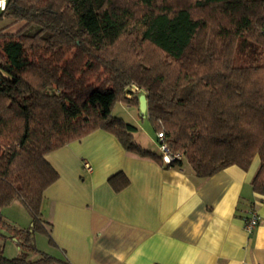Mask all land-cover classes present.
Listing matches in <instances>:
<instances>
[{
  "label": "trees",
  "instance_id": "obj_1",
  "mask_svg": "<svg viewBox=\"0 0 264 264\" xmlns=\"http://www.w3.org/2000/svg\"><path fill=\"white\" fill-rule=\"evenodd\" d=\"M4 18L24 25L0 36V209L19 201L31 222L0 213V237L19 249L0 264H71L33 241L41 232L54 243L41 218L58 178L48 153L101 129L162 163L112 113L117 100L139 109L144 95L155 133L182 156L166 166L184 159L207 178L258 157L251 187L264 195V0H7ZM241 46L251 53L235 65ZM130 86L142 93L129 97ZM108 181L115 191L129 182L122 172Z\"/></svg>",
  "mask_w": 264,
  "mask_h": 264
},
{
  "label": "crops",
  "instance_id": "obj_2",
  "mask_svg": "<svg viewBox=\"0 0 264 264\" xmlns=\"http://www.w3.org/2000/svg\"><path fill=\"white\" fill-rule=\"evenodd\" d=\"M146 149L158 154L157 147ZM46 160L58 173L41 204L54 243L39 232L46 237L39 251L71 264H264V195L251 187L258 157L246 171L231 165L201 178L184 159L166 166L140 157L98 129ZM118 172L129 182L115 191L108 180ZM17 202L0 213L27 228L30 215L20 219ZM251 205L260 221L248 233L244 218Z\"/></svg>",
  "mask_w": 264,
  "mask_h": 264
},
{
  "label": "rangeland",
  "instance_id": "obj_3",
  "mask_svg": "<svg viewBox=\"0 0 264 264\" xmlns=\"http://www.w3.org/2000/svg\"><path fill=\"white\" fill-rule=\"evenodd\" d=\"M23 25L24 23L21 21H14L9 18L0 19V36L9 35V34L13 35L20 28H22ZM29 30L32 31L31 28H29ZM245 47L241 46L239 48V52L236 55L240 56V59L239 60L236 59L234 61L235 65L242 64L249 58V52L251 53V50L248 49L246 51L247 53H245ZM128 89L129 91L131 90L129 92V97H131L134 94L140 95L142 93V91L138 90L136 86H130ZM112 112L115 116L122 118L125 122H128L136 126V130L134 131L133 134H134L135 139L139 142L140 145H142L145 148L152 147V149H154V147H157L155 130L150 124V121L145 113H141V111L137 107L128 105L122 100H117L114 103ZM16 205L18 206V209H19L20 219L25 218L26 220H29V215L27 211L20 204L19 201L17 202ZM2 208H5V207H2ZM5 211L6 210H4V212ZM2 214L3 216H5L4 214L6 213H1V215ZM19 224H22V223H19ZM33 241H34L35 246H37V248L40 249L42 247V244L46 242V237L40 234L39 232H34ZM1 243L3 244L2 246L0 245V252H2L3 250V253L5 255L15 256L17 253H19V249L15 241L12 238L10 237H5V239L1 238ZM29 254H30L31 259H35L38 257V253H29Z\"/></svg>",
  "mask_w": 264,
  "mask_h": 264
},
{
  "label": "built area",
  "instance_id": "obj_4",
  "mask_svg": "<svg viewBox=\"0 0 264 264\" xmlns=\"http://www.w3.org/2000/svg\"><path fill=\"white\" fill-rule=\"evenodd\" d=\"M7 0H0V10H4L6 6ZM156 138H157V149L159 152V155L161 157L162 163L167 165L172 163L175 160H180L181 159V154L180 153H172L166 143V137L162 132H157L156 133ZM84 166L87 170L90 169V165L85 162ZM260 221L259 214L255 208H250L248 210V213L246 217L244 218V229L248 232L251 233L256 226L258 225Z\"/></svg>",
  "mask_w": 264,
  "mask_h": 264
},
{
  "label": "water",
  "instance_id": "obj_5",
  "mask_svg": "<svg viewBox=\"0 0 264 264\" xmlns=\"http://www.w3.org/2000/svg\"><path fill=\"white\" fill-rule=\"evenodd\" d=\"M139 110L141 111V113H145L146 100H145L144 95H140V97H139Z\"/></svg>",
  "mask_w": 264,
  "mask_h": 264
}]
</instances>
